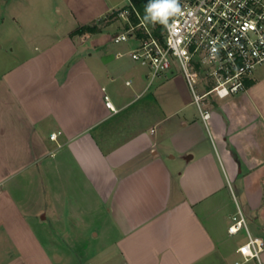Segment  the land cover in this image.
<instances>
[{"label": "crops", "instance_id": "crops-1", "mask_svg": "<svg viewBox=\"0 0 264 264\" xmlns=\"http://www.w3.org/2000/svg\"><path fill=\"white\" fill-rule=\"evenodd\" d=\"M113 7L82 4L78 25L0 74V264L242 261L237 205L264 239V63L200 107L185 76L151 80L117 55L134 39L105 49L103 30L72 34Z\"/></svg>", "mask_w": 264, "mask_h": 264}, {"label": "built area", "instance_id": "built-area-1", "mask_svg": "<svg viewBox=\"0 0 264 264\" xmlns=\"http://www.w3.org/2000/svg\"><path fill=\"white\" fill-rule=\"evenodd\" d=\"M163 2L172 0H157ZM176 6L183 15L170 11L167 18H161L162 36L158 37L129 0L118 12L123 30L113 40L136 42L117 55L129 54L148 66L151 80L174 73V63H178L200 107L211 93L224 98L246 90L248 78L264 63V0H176ZM132 16L138 20L133 21ZM206 85L207 90L200 92V86ZM202 115L208 119L210 112L202 109ZM51 138L56 139L57 134L52 133ZM242 230L248 239L237 248L243 260L234 264L259 259L264 250V239L250 234L246 210L237 205L228 231L237 234Z\"/></svg>", "mask_w": 264, "mask_h": 264}, {"label": "rangeland", "instance_id": "rangeland-1", "mask_svg": "<svg viewBox=\"0 0 264 264\" xmlns=\"http://www.w3.org/2000/svg\"><path fill=\"white\" fill-rule=\"evenodd\" d=\"M105 2L115 7L104 17L99 19L97 16L96 21L88 24L96 23L103 30L98 36L104 42L102 45L105 49L124 48L127 43H116L113 35L123 30L124 22L117 10L119 12L129 0H0V74L29 55L35 46L39 48L42 39L59 37L78 25L73 20L75 13L81 11L82 4L85 6L84 12L92 14L101 10ZM93 41L91 37L86 43ZM173 68L175 71L170 76H184L178 63H174Z\"/></svg>", "mask_w": 264, "mask_h": 264}, {"label": "trees", "instance_id": "trees-1", "mask_svg": "<svg viewBox=\"0 0 264 264\" xmlns=\"http://www.w3.org/2000/svg\"><path fill=\"white\" fill-rule=\"evenodd\" d=\"M142 17L148 23V25L153 29L154 33L158 36H162L161 30V18H153V14L148 11L149 6L153 4H157V0H132ZM118 13V10H117ZM133 21H137L138 19L135 16H132ZM101 29L97 26V24H84L79 26L76 30L73 31L72 34H83V33H94L100 31Z\"/></svg>", "mask_w": 264, "mask_h": 264}, {"label": "clouds", "instance_id": "clouds-1", "mask_svg": "<svg viewBox=\"0 0 264 264\" xmlns=\"http://www.w3.org/2000/svg\"><path fill=\"white\" fill-rule=\"evenodd\" d=\"M148 11L153 14V18H167L169 16L170 11L172 13H178L179 16L183 15V12L180 11V9L176 6V0H172V2H163V3H157L149 6ZM174 25L176 28V31H179L178 21L174 20ZM215 51V49H213ZM232 231H235V229H232Z\"/></svg>", "mask_w": 264, "mask_h": 264}]
</instances>
